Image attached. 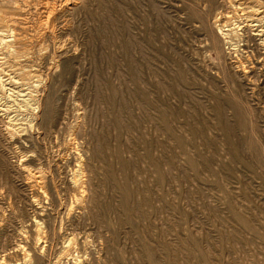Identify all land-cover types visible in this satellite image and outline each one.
<instances>
[{
	"label": "rangeland",
	"instance_id": "374dc122",
	"mask_svg": "<svg viewBox=\"0 0 264 264\" xmlns=\"http://www.w3.org/2000/svg\"><path fill=\"white\" fill-rule=\"evenodd\" d=\"M233 1L0 0V264H264V0Z\"/></svg>",
	"mask_w": 264,
	"mask_h": 264
},
{
	"label": "bare ground",
	"instance_id": "6f19581e",
	"mask_svg": "<svg viewBox=\"0 0 264 264\" xmlns=\"http://www.w3.org/2000/svg\"><path fill=\"white\" fill-rule=\"evenodd\" d=\"M233 1V0H232ZM234 2V1H233ZM236 2V1H235ZM241 10V8H237L236 10ZM243 10V9H242ZM244 11V10H243ZM251 17V19H250V21H255V23H262L261 21H262V17H260V12H257V10L256 11H253L252 12V15L250 16ZM229 18V17H228ZM227 18V19H228ZM229 23V22H228ZM251 27L253 28V29H255L256 27H257V29L254 31L255 33L254 34H252V35H254V36H256V37H260V38H264V27H262V26H258V25H251ZM259 28H261V29H259ZM227 31H230V30H227ZM261 43H263L264 44V39H263V42H261ZM1 60V59H0ZM7 81V80H6ZM7 85V84H6ZM34 111H36L37 110V107H35L34 109H33ZM0 111H3L4 113H7V111L6 110H0ZM0 123H3L1 120H0ZM9 123H11V121L9 122ZM15 126H17V124H10V127H8V128H10V129H8V130H10V131H12L13 130V127H15ZM12 129V130H11ZM17 130V129H16ZM16 130H14V131H16ZM45 195V197H48V195L46 194V193H44Z\"/></svg>",
	"mask_w": 264,
	"mask_h": 264
}]
</instances>
